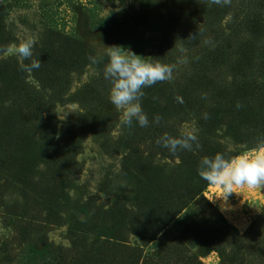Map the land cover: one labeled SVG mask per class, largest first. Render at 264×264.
I'll return each mask as SVG.
<instances>
[{"label": "trees", "instance_id": "16d2710c", "mask_svg": "<svg viewBox=\"0 0 264 264\" xmlns=\"http://www.w3.org/2000/svg\"><path fill=\"white\" fill-rule=\"evenodd\" d=\"M198 1L205 4L203 26L185 15L175 17L188 27L190 40H205L204 29L211 28V45L197 51L194 63L174 71L173 80L144 89L141 105L148 117L147 127H140L135 121L131 128L121 124L122 173L133 186L131 194L119 196L107 210L102 208L86 218L74 219L69 229L71 248L48 245L43 235L40 253L54 256L49 264H204L199 250L216 252L218 264H264V211L241 235L207 199L205 194L212 184L197 172L204 156L223 153L232 157L256 150L264 143V57L260 64H254L241 42L235 49L237 64L232 63L235 54L230 48L234 47H227L231 36L222 29L230 5ZM240 28H253L255 34L262 32L261 12L246 17ZM56 36L61 40L41 52V58L46 57L53 71L39 81V91L31 90L24 81L22 84L7 77V72L0 73L2 93L8 94L14 88L19 101L12 109L6 107L4 96L0 98V156L11 158L9 172L21 187L24 200L23 207L19 206L22 210L17 211L15 205L7 212L15 219L14 225L41 230L48 225L65 224L63 208L69 197L64 182L73 173L86 132L79 123L66 133V138L57 140L54 104L62 99L54 98L68 92L70 73L81 70V57L88 54L84 42ZM65 63L68 71L63 81L60 70ZM163 64L171 65L165 61ZM227 70L233 72L232 79L223 75ZM100 81L86 85L74 97L89 109L93 106L91 111L97 112L98 122L92 132L103 138L115 127L116 109L98 86L105 84ZM45 89L55 91L54 96L45 93ZM177 96L183 98L182 104ZM156 116L161 118L159 123L154 121ZM32 122L42 124L38 138L35 132L25 130L27 123ZM188 123H194L199 148L194 143L192 151L178 149L172 154L156 143L165 133L179 137L187 131L181 127ZM219 134L231 142L232 148L220 142ZM38 143L41 154L34 153ZM17 144L22 146L18 149ZM155 148L156 155L152 153ZM157 156L161 159L156 161ZM41 166L50 178L44 183V190L38 192L40 187L33 185ZM30 201L42 208L37 210L38 216L25 223ZM173 229L177 230L174 234Z\"/></svg>", "mask_w": 264, "mask_h": 264}, {"label": "rangeland", "instance_id": "374dc122", "mask_svg": "<svg viewBox=\"0 0 264 264\" xmlns=\"http://www.w3.org/2000/svg\"><path fill=\"white\" fill-rule=\"evenodd\" d=\"M204 3L198 0H0V48L11 43H19L26 39L35 42L32 49L33 59L41 62L39 69L31 73L20 69V59L15 55L0 53V73L7 72L6 76L23 81L31 90L37 88L49 75L53 68L47 63L46 57L41 58V52L57 41L58 34L84 42L88 57H81V70L70 73L69 90L60 98L61 103L54 104L57 124V140L66 138V133L82 123L85 127L81 153L76 157L73 173L66 178L64 185L68 193V202L63 208V226L48 225L44 230L37 227H27L23 224L14 225L15 219L9 216L8 208L12 206L23 207L21 187L13 180L14 174L9 172L10 159L7 155L0 156V264H49L54 256L49 253L41 255V238L43 235L48 245L54 247L71 248L69 229L74 219L86 218L90 213L99 209H108L119 196L130 195L133 186L122 173L124 153L119 147V140L123 136L121 128V113L116 110L115 127L105 137L95 131L97 128V112L91 111L87 106L75 100V95L92 83H105L98 85L110 95V82L103 76L104 64L107 57L102 56V46H90L94 41L106 46L118 45L131 50L146 60L164 61L174 65V71L186 67L196 61L195 54L202 46L211 45V28L204 29L205 40H190L188 27L176 19V15H185L196 21L198 26L206 22L204 16ZM230 13L224 17L222 29L228 39L227 47L235 54L243 43L242 49L248 51L254 64H260L264 57V30L255 34L253 28H240L246 17H252L259 11L264 20V0H231ZM215 37V36H214ZM235 43V44H234ZM57 45V44H56ZM247 47V50H245ZM90 57H96L98 63H93ZM238 53L232 63L237 64ZM260 59V61H259ZM186 60L187 63H182ZM28 64L30 61H23ZM60 70L63 79L67 78V66ZM228 79L233 78V72H223ZM18 82V85H22ZM99 84V83H98ZM23 86V85H22ZM0 85V98L4 96L7 108H16L19 101L16 99V89L3 94ZM15 90V92H14ZM36 92V91H35ZM45 93L54 96L55 91L45 89ZM116 109V108H115ZM114 111V109H113ZM26 118V115H24ZM28 118V117H27ZM26 118V120H27ZM29 119V118H28ZM194 123L182 126V130L194 131ZM95 126V127H96ZM25 130L35 132L37 138L41 134L42 124L38 122L27 123ZM223 144L232 148L231 142L224 135ZM18 145V144H17ZM22 145L19 144L18 147ZM40 143L35 147L34 153L41 154ZM27 146H24V148ZM15 148H13L14 150ZM19 149V148H18ZM256 150L246 151L242 154L252 155ZM30 150H27L29 153ZM152 153L156 155L155 148ZM161 157L157 156L156 161ZM34 188L44 190L45 182L50 176L46 168L40 167L37 171ZM46 174V175H45ZM45 177L43 179L40 176ZM11 177V179H9ZM39 182L42 184L37 185ZM236 193L228 195L223 200L224 193L220 186L211 185L205 196L216 205L228 223L236 227L244 235L250 225L264 211V190L257 188L234 189ZM20 206V207H19ZM34 201L28 204L25 212V223L38 216L41 209ZM20 213V212H19ZM173 229L172 234L176 233ZM133 241V239H132ZM202 255L204 264H218L219 256L216 252Z\"/></svg>", "mask_w": 264, "mask_h": 264}, {"label": "clouds", "instance_id": "9594fccd", "mask_svg": "<svg viewBox=\"0 0 264 264\" xmlns=\"http://www.w3.org/2000/svg\"><path fill=\"white\" fill-rule=\"evenodd\" d=\"M210 2L220 6L231 4V0H210ZM34 45L33 40L26 39L0 48V53L17 56L21 61L20 69L31 73L42 65L38 58H32ZM90 46H102L100 59L107 57L103 76L110 82L109 99L121 113V124L131 128L135 121L140 127H147L148 117L141 105V100L145 96L144 89L157 83L173 80L175 66L146 60L145 57L118 45L106 46L94 41ZM90 59L93 63L99 62L96 57H90ZM23 61H30V63L25 64ZM181 62L187 63L186 60ZM176 99L181 104L184 102L182 97L177 96ZM237 107L240 105L238 104ZM204 118H208L207 114ZM160 119L159 116L154 117L156 123H159ZM156 143L168 148L172 154H175L178 149L192 151L194 143L197 148L200 147L194 131H184L179 137L165 133ZM197 172L207 183L221 187L224 201L229 194L236 193L234 191L236 188L247 186L264 190V143H260L252 155L245 153L226 157L223 153H216L211 157L204 156L199 162Z\"/></svg>", "mask_w": 264, "mask_h": 264}]
</instances>
